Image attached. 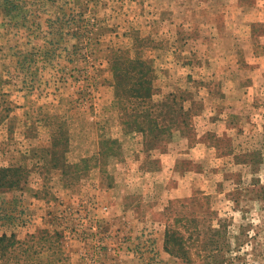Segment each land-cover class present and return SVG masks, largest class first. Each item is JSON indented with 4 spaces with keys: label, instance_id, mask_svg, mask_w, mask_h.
I'll use <instances>...</instances> for the list:
<instances>
[{
    "label": "rangeland",
    "instance_id": "obj_1",
    "mask_svg": "<svg viewBox=\"0 0 264 264\" xmlns=\"http://www.w3.org/2000/svg\"><path fill=\"white\" fill-rule=\"evenodd\" d=\"M5 167L0 264H264V0H0Z\"/></svg>",
    "mask_w": 264,
    "mask_h": 264
},
{
    "label": "trees",
    "instance_id": "obj_2",
    "mask_svg": "<svg viewBox=\"0 0 264 264\" xmlns=\"http://www.w3.org/2000/svg\"><path fill=\"white\" fill-rule=\"evenodd\" d=\"M122 82H123V75L119 79L120 89L123 86ZM144 83L145 82H144L143 76H140L139 80L137 81V84H140V86L142 88ZM150 90H151V87L146 86L145 94H149ZM140 94H141L140 92L137 93V95H140ZM142 96H143V94H142ZM137 128H139L140 130H144L141 126H139ZM157 128L160 129L158 131H161L162 133L165 130L163 127H157ZM15 172H17V171L15 169H12L11 167L0 168V188L5 187V186L8 188H15V187L21 185V180L19 178H15V175H14ZM67 176L69 177L70 175H67ZM24 181L27 182V179ZM21 186H23V185H21ZM170 236H172L170 234V231H167V240H170ZM21 244H24V243L17 238V234L14 232L11 233L10 235L7 233L0 235V256H1V258L8 256V259H9V257L11 256L13 248H15L16 246H18L20 248ZM167 247H168V244H167ZM33 254H35V253H33ZM13 257H11V258H13ZM16 259H18V257H16ZM30 260L36 261L33 258H31Z\"/></svg>",
    "mask_w": 264,
    "mask_h": 264
}]
</instances>
